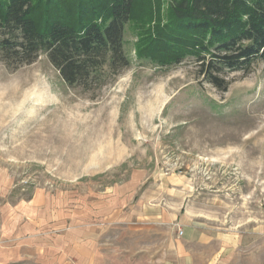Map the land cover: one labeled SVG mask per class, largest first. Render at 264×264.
<instances>
[{
    "label": "rangeland",
    "instance_id": "1",
    "mask_svg": "<svg viewBox=\"0 0 264 264\" xmlns=\"http://www.w3.org/2000/svg\"><path fill=\"white\" fill-rule=\"evenodd\" d=\"M142 31L125 27L131 64L94 92L67 85L43 54L14 71L0 61L5 264H28L8 238L13 221L36 217L28 208L99 217L119 210L117 196L210 229L264 231V62L229 73L221 92L191 58L157 67L139 56Z\"/></svg>",
    "mask_w": 264,
    "mask_h": 264
},
{
    "label": "trees",
    "instance_id": "2",
    "mask_svg": "<svg viewBox=\"0 0 264 264\" xmlns=\"http://www.w3.org/2000/svg\"><path fill=\"white\" fill-rule=\"evenodd\" d=\"M194 60L203 82L226 92L228 74L264 62V0H0V61L12 71L46 55L69 86L94 92L131 64Z\"/></svg>",
    "mask_w": 264,
    "mask_h": 264
},
{
    "label": "crops",
    "instance_id": "3",
    "mask_svg": "<svg viewBox=\"0 0 264 264\" xmlns=\"http://www.w3.org/2000/svg\"><path fill=\"white\" fill-rule=\"evenodd\" d=\"M117 198L118 204H113L116 198L111 197L112 202L108 201L107 205L116 204L119 210L112 209L99 217L28 208V214H36V217L21 225L13 221L8 235L13 261L28 264H264V231L210 229L198 223H186L180 210L170 207L166 211L162 202L148 204L145 197L135 201L129 196ZM36 203L40 202L36 200ZM164 226L168 228L165 236ZM178 228L182 230L181 235ZM5 261L1 251L0 264Z\"/></svg>",
    "mask_w": 264,
    "mask_h": 264
},
{
    "label": "built area",
    "instance_id": "4",
    "mask_svg": "<svg viewBox=\"0 0 264 264\" xmlns=\"http://www.w3.org/2000/svg\"><path fill=\"white\" fill-rule=\"evenodd\" d=\"M178 234H179V235L182 234V230H181V229L178 230Z\"/></svg>",
    "mask_w": 264,
    "mask_h": 264
}]
</instances>
